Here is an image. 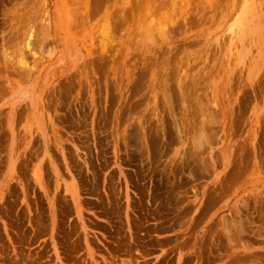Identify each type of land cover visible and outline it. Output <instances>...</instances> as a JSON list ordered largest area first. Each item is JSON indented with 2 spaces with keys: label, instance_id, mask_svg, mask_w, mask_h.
Instances as JSON below:
<instances>
[{
  "label": "rangeland",
  "instance_id": "rangeland-1",
  "mask_svg": "<svg viewBox=\"0 0 264 264\" xmlns=\"http://www.w3.org/2000/svg\"><path fill=\"white\" fill-rule=\"evenodd\" d=\"M0 264H264V0H0Z\"/></svg>",
  "mask_w": 264,
  "mask_h": 264
}]
</instances>
